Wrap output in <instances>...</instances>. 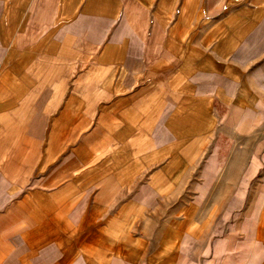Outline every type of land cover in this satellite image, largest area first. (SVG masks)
Segmentation results:
<instances>
[{
  "label": "crops",
  "instance_id": "obj_1",
  "mask_svg": "<svg viewBox=\"0 0 264 264\" xmlns=\"http://www.w3.org/2000/svg\"><path fill=\"white\" fill-rule=\"evenodd\" d=\"M182 2L0 0V264H264V2L213 42Z\"/></svg>",
  "mask_w": 264,
  "mask_h": 264
},
{
  "label": "rangeland",
  "instance_id": "obj_2",
  "mask_svg": "<svg viewBox=\"0 0 264 264\" xmlns=\"http://www.w3.org/2000/svg\"><path fill=\"white\" fill-rule=\"evenodd\" d=\"M209 4L210 0H183L182 8L178 12L170 13V36L181 37L185 42L194 35L201 40L208 38L209 42L225 39L231 32L244 25L245 20L254 19V14L249 11L251 7L263 4L264 0H215ZM217 5L215 10H209V6ZM241 8L246 9L244 12ZM248 11V12H247ZM182 47V45H181ZM184 47V46H183ZM186 47V46H185ZM207 47V46H206ZM126 71V70H125ZM132 71V70H131ZM120 76V75H119ZM115 83L119 86L118 78ZM239 143V142H237ZM256 142L249 140V148ZM260 149H264V141L257 142ZM264 159V158H263ZM263 172L251 179L248 184L239 190L242 196L255 194L259 190V184L264 179ZM242 184H237L234 190L240 188ZM244 207L239 205L238 209ZM245 206L244 208H246ZM243 208V209H244ZM242 209V210H243ZM241 210V211H242Z\"/></svg>",
  "mask_w": 264,
  "mask_h": 264
},
{
  "label": "built area",
  "instance_id": "obj_3",
  "mask_svg": "<svg viewBox=\"0 0 264 264\" xmlns=\"http://www.w3.org/2000/svg\"><path fill=\"white\" fill-rule=\"evenodd\" d=\"M119 86L124 90H130L136 84V75L131 70L124 71L118 78Z\"/></svg>",
  "mask_w": 264,
  "mask_h": 264
}]
</instances>
